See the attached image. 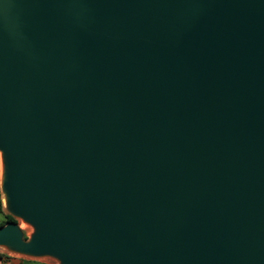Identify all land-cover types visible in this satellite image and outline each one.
<instances>
[{"label": "water", "instance_id": "water-1", "mask_svg": "<svg viewBox=\"0 0 264 264\" xmlns=\"http://www.w3.org/2000/svg\"><path fill=\"white\" fill-rule=\"evenodd\" d=\"M0 155L7 252L264 264V0H0Z\"/></svg>", "mask_w": 264, "mask_h": 264}, {"label": "crops", "instance_id": "crops-1", "mask_svg": "<svg viewBox=\"0 0 264 264\" xmlns=\"http://www.w3.org/2000/svg\"><path fill=\"white\" fill-rule=\"evenodd\" d=\"M0 204H1V211H0V222H1L4 218L3 213H5L2 207L1 197H0ZM0 254H2L0 257V264H50L48 261L42 260L40 258L36 259V258L25 257L22 255H17L14 253L7 252L5 250H2Z\"/></svg>", "mask_w": 264, "mask_h": 264}, {"label": "rangeland", "instance_id": "rangeland-1", "mask_svg": "<svg viewBox=\"0 0 264 264\" xmlns=\"http://www.w3.org/2000/svg\"><path fill=\"white\" fill-rule=\"evenodd\" d=\"M0 197H1V195H0ZM18 224H19L20 228L23 230V232H24L25 234H29V233L31 232L32 227H31L30 225L26 224V223L23 222V221H18ZM2 250H5L4 247H0V252H2ZM17 255H18V254H17ZM40 259H42V260H46V261H48L50 264H58L57 260L54 259V258H51V257H42V258H40Z\"/></svg>", "mask_w": 264, "mask_h": 264}, {"label": "trees", "instance_id": "trees-1", "mask_svg": "<svg viewBox=\"0 0 264 264\" xmlns=\"http://www.w3.org/2000/svg\"><path fill=\"white\" fill-rule=\"evenodd\" d=\"M1 195V194H0ZM0 211H1V204H0ZM3 220L0 222V225L4 224L5 222L7 221H14L15 219H13L12 216H10L9 214L7 213H3ZM2 254H0V257H1Z\"/></svg>", "mask_w": 264, "mask_h": 264}, {"label": "bare ground", "instance_id": "bare-ground-1", "mask_svg": "<svg viewBox=\"0 0 264 264\" xmlns=\"http://www.w3.org/2000/svg\"><path fill=\"white\" fill-rule=\"evenodd\" d=\"M0 177H1V155H0Z\"/></svg>", "mask_w": 264, "mask_h": 264}]
</instances>
